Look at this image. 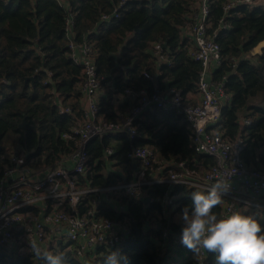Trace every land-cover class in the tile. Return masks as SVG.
<instances>
[{"label": "trees", "instance_id": "16d2710c", "mask_svg": "<svg viewBox=\"0 0 264 264\" xmlns=\"http://www.w3.org/2000/svg\"><path fill=\"white\" fill-rule=\"evenodd\" d=\"M64 1L65 5L59 0H0V178L17 149L34 165H53L77 148V139L63 136L86 119L85 77L82 66L71 58L65 30L71 12L75 40L93 44L97 74L106 90L98 99L102 120L121 121L131 114L135 99L127 93L129 89L152 91L158 86L164 91L174 87L185 98L198 91L202 64L192 55L193 42L184 29L195 21L199 0L131 2L118 18L110 19L103 14H111L120 0ZM229 2L214 0L210 12L209 32L217 31L215 40L222 53L213 79L224 82L229 95L215 127L227 140L243 137V159L259 167L264 165V47L261 52L253 50L264 42V0L226 11ZM156 42L163 44L166 62L156 54ZM61 107H69L71 112L62 113ZM140 122L138 130L144 138L107 132L90 141L92 168L83 178L85 182L108 186L126 177L136 178L131 174L136 167L128 152L139 145L157 147L160 158L168 162H214L213 157L196 151L184 115L153 108L142 114ZM8 135L13 149L3 144ZM163 169L160 175L167 171ZM156 170V166L150 169L148 177ZM196 190L160 182L145 185L139 195L113 192L108 199L101 194L98 215L130 226L119 245L102 247L90 259H81L63 243L47 251L63 254L64 264H101L110 251L126 257L120 264H215L214 254L204 250L201 257L181 243L182 209L191 205L190 194ZM94 196L91 193L88 199ZM167 196L174 197V203L166 205ZM223 204L224 198L213 209L218 218H223ZM166 209L170 212L164 213ZM248 213L255 212L245 215ZM256 218L264 227V218ZM0 264L44 261L32 252H14L4 246L0 247Z\"/></svg>", "mask_w": 264, "mask_h": 264}, {"label": "built area", "instance_id": "2783aa9c", "mask_svg": "<svg viewBox=\"0 0 264 264\" xmlns=\"http://www.w3.org/2000/svg\"><path fill=\"white\" fill-rule=\"evenodd\" d=\"M63 5L64 0H59ZM148 0H120L111 14H103L104 19L118 18L121 11L132 2ZM214 0H199L195 21L184 29L185 35L193 42L192 55L202 64L198 81L201 99L191 103L182 92L174 87L163 91L155 86L152 91L132 89L127 93L135 99L132 112L121 121H105L99 117L98 96L101 81L94 61L93 44L77 42L73 35L74 15L71 12L66 22L71 58L82 66L85 94V121H78L63 136L78 140L77 148L53 165H34L24 152L18 149L11 158V164L0 178V247L14 252H31L33 242L40 249L47 250L63 243L81 259L95 257L100 248H116L122 233L127 232V224L98 215L100 195L109 199L113 192L132 196L139 195L147 184L170 182L206 191L217 178L229 177L230 186L224 193L223 218L233 212H255L264 218V165L252 167L241 153L246 142L243 137L227 140L215 127L221 118L222 104L229 95L224 82L216 81L211 74V64L222 60L221 45L209 32L211 4ZM259 0H230L224 6L226 11L240 4H257ZM223 27L227 24L223 23ZM163 44L155 43V52L162 54ZM153 108H162L184 115L190 125L196 151L214 158L206 165L203 161L188 163L185 160L164 161L161 176L149 178V170L154 169L157 160L155 149L149 145L133 147L128 157L139 162L142 167L133 180H123L108 186H93L83 178L87 177L90 166L89 143L96 136L107 132H127L131 138H144L138 130L142 114ZM62 113H70L71 108L61 107ZM249 123L250 120H247ZM113 153V149L108 150ZM94 193L91 200L88 196ZM174 197L167 196L165 204H172ZM92 204V205H91ZM86 206L85 210L82 207ZM123 206H120L122 208ZM201 257L205 251L201 249Z\"/></svg>", "mask_w": 264, "mask_h": 264}, {"label": "clouds", "instance_id": "9594fccd", "mask_svg": "<svg viewBox=\"0 0 264 264\" xmlns=\"http://www.w3.org/2000/svg\"><path fill=\"white\" fill-rule=\"evenodd\" d=\"M229 177L217 178L206 191L191 192V205L182 209L183 223L181 243L199 253L201 249L214 254L215 264H264V227L255 215L239 212L218 218L213 209L223 202L228 190ZM33 255L44 264H64L63 254L41 250L34 242L30 244ZM126 257L119 251H110L101 264H120Z\"/></svg>", "mask_w": 264, "mask_h": 264}, {"label": "crops", "instance_id": "0c3cea01", "mask_svg": "<svg viewBox=\"0 0 264 264\" xmlns=\"http://www.w3.org/2000/svg\"><path fill=\"white\" fill-rule=\"evenodd\" d=\"M194 22V21H193ZM192 22H190L189 24H191ZM188 24V25H189ZM264 47V42L262 43H260L254 50H253V53H257V52H261V50H262V48ZM163 61L164 62H166L164 59H163ZM218 65H217V62H213L212 64H211V69H210V71H211V74L213 75V73H214V70L216 69V67H217ZM166 90H168V88L166 89ZM166 90H164V91H166ZM105 88H100V91H99V96H98V99L100 100V98H101V96H104V94H105ZM187 101H189V102H191V103H195V102H198V101H200V99H201V95H200V93H199V91H197L196 93H193V94H189L188 96H187ZM85 104V103H84ZM85 107H86V104H85ZM149 146H151V145H149ZM151 147H153L154 149H155V151H156V153H157V160H156V162H155V165H154V169H155V166H156V171H155V174H154V176H161L160 174V170L161 169H159L160 167H161V164H164V159H161L160 158V152H159V149L157 148V147H154V146H151ZM134 164H135V167H136V170L135 171H133V173H131V174H134V175H136V177H137V174H138V170L139 169H141V167H142V165L139 163V162H137V161H134ZM113 169V168H112ZM111 169V170H112ZM113 170H115V169H113ZM123 173H124V176H125V172L124 171H122ZM130 174V172L128 171L127 172V176ZM125 180H128L127 179V177H126V179ZM147 197V196H146ZM173 210V208H170V211H172ZM169 210H167L166 209V212H164V213H167V212H170ZM259 217V216H258ZM260 218V217H259ZM263 218V217H262Z\"/></svg>", "mask_w": 264, "mask_h": 264}, {"label": "rangeland", "instance_id": "374dc122", "mask_svg": "<svg viewBox=\"0 0 264 264\" xmlns=\"http://www.w3.org/2000/svg\"><path fill=\"white\" fill-rule=\"evenodd\" d=\"M263 43V42H262ZM3 144L5 145V147H12V149H13V144L11 143V135H8L4 140H3ZM15 149V148H14ZM240 213V212H239ZM245 213H247V212H244V213H241L242 215H245ZM249 215H257V216H259L258 214H256V213H248ZM260 217V216H259ZM260 218H262V217H260Z\"/></svg>", "mask_w": 264, "mask_h": 264}, {"label": "water", "instance_id": "95a60500", "mask_svg": "<svg viewBox=\"0 0 264 264\" xmlns=\"http://www.w3.org/2000/svg\"><path fill=\"white\" fill-rule=\"evenodd\" d=\"M21 126H24V124H22ZM146 202L148 200V197L145 198ZM134 225H136V222H134Z\"/></svg>", "mask_w": 264, "mask_h": 264}]
</instances>
